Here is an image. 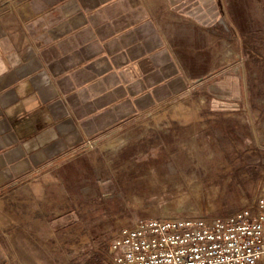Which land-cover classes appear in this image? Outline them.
Segmentation results:
<instances>
[{"label":"crops","instance_id":"crops-1","mask_svg":"<svg viewBox=\"0 0 264 264\" xmlns=\"http://www.w3.org/2000/svg\"><path fill=\"white\" fill-rule=\"evenodd\" d=\"M6 2L0 0V264H28V258L42 264L37 240H43L44 218L34 222L32 233L29 226L16 233L5 214L11 207L28 213L13 199L31 183H39L43 196L61 180L63 191L72 188L77 164L64 157L85 135L102 140L152 113L190 80L197 83L200 76L201 82L208 60L214 69L229 67L221 58L222 38L238 58L245 53L243 68L264 64V29L240 4L226 11L216 0H16L36 51L18 28L10 29ZM222 11L239 45L219 23ZM176 160L187 166L183 154ZM146 171L132 181L157 189L161 167ZM162 214L171 216L168 207ZM17 244L26 255L9 259L3 247Z\"/></svg>","mask_w":264,"mask_h":264},{"label":"rangeland","instance_id":"rangeland-1","mask_svg":"<svg viewBox=\"0 0 264 264\" xmlns=\"http://www.w3.org/2000/svg\"><path fill=\"white\" fill-rule=\"evenodd\" d=\"M6 1L10 29L18 28L24 44H33L37 51L20 3ZM216 2L226 11L232 4L246 6L253 21H260L261 27H255L264 29V0ZM226 11L219 23L233 37L231 43L239 45ZM261 39L264 45V32ZM222 41L220 46H226L221 58L224 65L231 63L229 67L214 69L208 60L201 82L200 76L197 83L190 80L180 95L152 113L102 140L85 135L83 143L64 157L77 164L72 188L65 186L63 191L62 180L45 181L54 190L44 196L37 182L18 192L13 200L27 205L28 213L11 207L5 217L16 233L26 226L32 233L34 222L44 218L45 228L39 231L43 240H37L42 264H114L112 242L124 227L148 213L150 218L224 217L245 206L255 207L264 188V64L260 70L243 68L245 53L238 58ZM231 111L236 118H222ZM177 153L185 156L186 167L178 165ZM155 164L163 171L157 189L132 181ZM166 206L171 216L161 217ZM52 222L55 229H49ZM3 248L13 260L27 253L20 244ZM32 253L36 255L35 250Z\"/></svg>","mask_w":264,"mask_h":264},{"label":"built area","instance_id":"built-area-1","mask_svg":"<svg viewBox=\"0 0 264 264\" xmlns=\"http://www.w3.org/2000/svg\"><path fill=\"white\" fill-rule=\"evenodd\" d=\"M110 251L114 264H264V188L255 207L224 217L138 221Z\"/></svg>","mask_w":264,"mask_h":264},{"label":"bare ground","instance_id":"bare-ground-1","mask_svg":"<svg viewBox=\"0 0 264 264\" xmlns=\"http://www.w3.org/2000/svg\"><path fill=\"white\" fill-rule=\"evenodd\" d=\"M184 110H185V109H184L183 107H181V108L179 109V111H180L181 113L185 112Z\"/></svg>","mask_w":264,"mask_h":264}]
</instances>
